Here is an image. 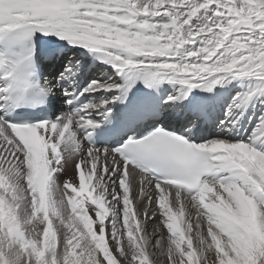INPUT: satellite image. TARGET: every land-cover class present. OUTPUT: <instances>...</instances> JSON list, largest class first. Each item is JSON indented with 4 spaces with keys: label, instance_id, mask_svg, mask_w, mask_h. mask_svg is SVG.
I'll return each mask as SVG.
<instances>
[{
    "label": "snow or ice",
    "instance_id": "snow-or-ice-1",
    "mask_svg": "<svg viewBox=\"0 0 264 264\" xmlns=\"http://www.w3.org/2000/svg\"><path fill=\"white\" fill-rule=\"evenodd\" d=\"M201 15L206 22L192 27ZM36 31L100 52L146 85L210 90L226 75L253 77L229 116L264 95V0H0V36L23 41ZM31 55L5 68V99L28 86L17 69ZM118 87L93 81L65 90L77 107L50 120L0 115V264H264V148L256 146L264 144V113L247 140L190 143L157 128L115 149L89 146L75 161L78 185L64 180L54 196L76 133L97 123L89 110L108 103L80 97ZM114 202L122 204L119 223L110 219Z\"/></svg>",
    "mask_w": 264,
    "mask_h": 264
},
{
    "label": "bare ground",
    "instance_id": "bare-ground-1",
    "mask_svg": "<svg viewBox=\"0 0 264 264\" xmlns=\"http://www.w3.org/2000/svg\"><path fill=\"white\" fill-rule=\"evenodd\" d=\"M204 20H205V18L202 15L201 16H197V17H193L192 21H191V26L195 27L198 24L203 23ZM205 22H206V20H205ZM63 57L64 56H61V57L58 58L57 64H59V61ZM69 58H71V56H69ZM134 59L139 60V59H141V57L140 56H135ZM91 74L93 75V77H92V79H94L93 81H98L100 83L102 82V83L112 84V83H116V81H117L115 79L114 72H110V70H105L104 74H99L97 71H93V72L91 71ZM171 85H174V88L171 89V92L178 91L181 88L180 84L177 83V82H171ZM214 85H216V88L218 89L220 94L226 92V94H228L230 98L237 99L238 97H242L246 92H248L255 85V79L253 77H248V76L231 77V76H227L226 75L222 79H220L219 83H216ZM231 86L234 89L231 92H228V89ZM103 94L104 93L102 92V89H100V90L96 91L95 93H93V96H97V95L98 96H102ZM254 104H258L260 106V108H262L261 112L264 113V95L257 96L254 99L252 106ZM260 115L261 114H259V116ZM256 125H257V123L255 124L254 127H256ZM224 138H227V137H224ZM215 139H219V138H215ZM225 140H228V138L225 139ZM244 140H247V137ZM228 141H234V140H228ZM73 146L74 145L71 142V147H69L68 151L64 155L65 156L64 161H63L64 170L59 172V173H56V177L57 178L56 177L53 178L54 179L53 186H55V187H53V191H56L58 188L63 186L64 180H69L70 182L76 183L78 185L77 173H76L75 167H73V164H74V161L76 160V158L79 157V155L81 153L74 152ZM56 181L59 184H57ZM114 203H115L116 206L111 209V212L114 213V211H117L120 208L121 214H122V204L118 203V202H114ZM137 207L140 208V205L138 204ZM115 215H117V214H115ZM149 215H151V214L149 213ZM192 215H193L192 223L194 224L195 223V212L194 211H193ZM120 220L121 219H119V221L117 223H119ZM157 222L158 221L155 220V219H151V220L147 221L145 223V225H144V231L151 234L153 232V228H154V226L156 225ZM41 230H42V226H41ZM164 232H165V230H164ZM164 236H165V239H166L167 236H166L165 233H164ZM152 243L155 244V238L152 240Z\"/></svg>",
    "mask_w": 264,
    "mask_h": 264
},
{
    "label": "rangeland",
    "instance_id": "rangeland-1",
    "mask_svg": "<svg viewBox=\"0 0 264 264\" xmlns=\"http://www.w3.org/2000/svg\"><path fill=\"white\" fill-rule=\"evenodd\" d=\"M203 23H205V20H204ZM54 177H56V174L54 175ZM56 178H57V177H56ZM56 183L59 184L57 181H56ZM54 187H55V186H54ZM53 194H54V196H55L56 191H53ZM112 213H113V212L110 211V219L113 221V223H117V222L119 221V219H121V216H122L120 208H119L117 211H114L113 214H112ZM119 213H120V214H119ZM115 214H117V215H115ZM116 216H117L118 218H117ZM92 218L95 219L94 215H93ZM117 219H118V220H117ZM152 228H153V227H152ZM152 228H151V229H152ZM164 233L166 234V236L168 235L166 229H165V232H164Z\"/></svg>",
    "mask_w": 264,
    "mask_h": 264
}]
</instances>
